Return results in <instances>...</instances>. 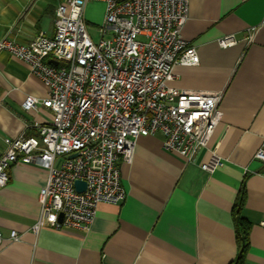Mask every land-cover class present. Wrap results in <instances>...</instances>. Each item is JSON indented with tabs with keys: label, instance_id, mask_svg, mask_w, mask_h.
Wrapping results in <instances>:
<instances>
[{
	"label": "crops",
	"instance_id": "0c3cea01",
	"mask_svg": "<svg viewBox=\"0 0 264 264\" xmlns=\"http://www.w3.org/2000/svg\"><path fill=\"white\" fill-rule=\"evenodd\" d=\"M64 0H0V40L28 44L41 32L55 33L56 9ZM105 2L90 1L88 25L103 23ZM264 0H190L183 37L197 48L198 65L174 67L169 84L188 91L222 92L223 117L197 161L163 146V136H141L130 163L119 164L126 199L98 205L90 229L32 230L40 213L44 168L17 163L0 190V264H230L238 253L233 207L245 183L244 216L252 223L243 264H264ZM256 27L247 40L248 29ZM234 34L237 43L218 39ZM40 101L48 88L28 63L0 50V154L4 139L49 123ZM215 149L223 163L202 168ZM16 230L18 240H11Z\"/></svg>",
	"mask_w": 264,
	"mask_h": 264
},
{
	"label": "built area",
	"instance_id": "2783aa9c",
	"mask_svg": "<svg viewBox=\"0 0 264 264\" xmlns=\"http://www.w3.org/2000/svg\"><path fill=\"white\" fill-rule=\"evenodd\" d=\"M90 1L61 2L53 36L41 32L28 44L0 40V50L28 63L48 88L42 101L28 96L24 108L41 103L53 113L49 123L37 124L36 135L5 138L0 154V190L14 164L47 172L34 233L46 226L86 231L100 203H122L127 193L119 164L133 161L139 137L160 133L166 150L195 162L223 117L222 92L169 84L177 64L200 63L197 48L182 35L190 0H101L106 8L97 41L85 19ZM255 30L248 29L247 40ZM218 43L226 48L237 39L225 35ZM256 158L264 162V142ZM222 163L212 149L201 166L213 172ZM77 180L86 182L85 190L77 189ZM10 239H19L16 230Z\"/></svg>",
	"mask_w": 264,
	"mask_h": 264
},
{
	"label": "trees",
	"instance_id": "16d2710c",
	"mask_svg": "<svg viewBox=\"0 0 264 264\" xmlns=\"http://www.w3.org/2000/svg\"><path fill=\"white\" fill-rule=\"evenodd\" d=\"M244 204L245 183L242 184L232 211L236 228V244L238 253L230 264H243L250 247V231L252 223L243 214Z\"/></svg>",
	"mask_w": 264,
	"mask_h": 264
},
{
	"label": "rangeland",
	"instance_id": "374dc122",
	"mask_svg": "<svg viewBox=\"0 0 264 264\" xmlns=\"http://www.w3.org/2000/svg\"><path fill=\"white\" fill-rule=\"evenodd\" d=\"M102 26L101 23L88 25V31L95 41L99 39V28ZM109 37V36H107Z\"/></svg>",
	"mask_w": 264,
	"mask_h": 264
},
{
	"label": "water",
	"instance_id": "95a60500",
	"mask_svg": "<svg viewBox=\"0 0 264 264\" xmlns=\"http://www.w3.org/2000/svg\"><path fill=\"white\" fill-rule=\"evenodd\" d=\"M73 156H75V155H73ZM75 185H76L77 189L80 191H83L86 189V182L85 181L77 180ZM60 218L62 219V215Z\"/></svg>",
	"mask_w": 264,
	"mask_h": 264
}]
</instances>
